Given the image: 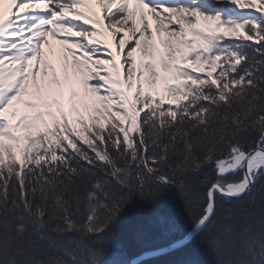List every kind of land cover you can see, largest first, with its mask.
<instances>
[{
	"label": "snow or ice",
	"instance_id": "obj_1",
	"mask_svg": "<svg viewBox=\"0 0 264 264\" xmlns=\"http://www.w3.org/2000/svg\"><path fill=\"white\" fill-rule=\"evenodd\" d=\"M261 180L264 0H0V264H99L165 186L264 264Z\"/></svg>",
	"mask_w": 264,
	"mask_h": 264
},
{
	"label": "trees",
	"instance_id": "obj_2",
	"mask_svg": "<svg viewBox=\"0 0 264 264\" xmlns=\"http://www.w3.org/2000/svg\"><path fill=\"white\" fill-rule=\"evenodd\" d=\"M208 173L214 176V167L209 168ZM261 186H264V180L256 185L257 189ZM247 199L246 195L230 203L238 205ZM195 217L196 213L185 204L174 186L162 188L155 199L134 193L110 230L113 238L105 247L99 264H128L133 256L182 238L195 225ZM243 223V220L239 221L240 225ZM249 223L254 225L258 237V211L256 220ZM209 231L205 229L186 244L165 254L144 259L138 264H217V256L207 242ZM244 244L245 240L239 239L226 258L245 259Z\"/></svg>",
	"mask_w": 264,
	"mask_h": 264
},
{
	"label": "water",
	"instance_id": "obj_3",
	"mask_svg": "<svg viewBox=\"0 0 264 264\" xmlns=\"http://www.w3.org/2000/svg\"><path fill=\"white\" fill-rule=\"evenodd\" d=\"M247 195V194H246ZM244 197V196H243ZM194 228V227H193ZM193 228L191 230V232L187 235H185L184 237L177 239L163 247H160L158 249H156L155 251H144L142 253H140L137 256L132 257V259H130L129 264H136L137 261L141 260V259H145L148 257H152V256H156L157 253H165L168 251H171L173 249H176L184 244H186L187 242H189L195 235H197L199 232H194Z\"/></svg>",
	"mask_w": 264,
	"mask_h": 264
},
{
	"label": "bare ground",
	"instance_id": "obj_4",
	"mask_svg": "<svg viewBox=\"0 0 264 264\" xmlns=\"http://www.w3.org/2000/svg\"><path fill=\"white\" fill-rule=\"evenodd\" d=\"M95 8H96V10H97V12L98 13H100V16H101V19H103V17H104V13H103V11L101 10V8H100V6L97 4V5H95ZM150 21H151V17L149 16V18H148ZM107 21H105V23H106ZM152 23H154V21H152ZM109 42H111L112 43V46L113 47H115V42H112L111 41V39H110V37H109ZM52 45H53V49H52V51L49 53V55H50V57L55 61L58 57H59V55H60V46L57 44V42L55 41V40H52ZM69 59H71L70 57H69ZM246 196V195H245ZM194 227V226H193ZM192 227V228H193ZM192 228L188 231V233L187 234H189L190 232H191V230H192ZM186 234V235H187ZM196 236V235H195ZM194 236V237H195ZM193 237V238H194ZM192 238V239H193ZM180 239V238H179ZM165 246V245H164ZM161 247H163V246H161ZM160 248V247H159ZM156 249H158V248H155V249H151L152 251H155ZM151 250H148V251H151ZM174 250V249H173ZM172 251V250H171ZM168 252H170V251H168ZM165 253H167V252H165ZM165 253H157V255L156 256H158V255H162V254H165ZM139 255V254H138ZM137 256V255H136ZM134 257V256H133ZM153 257V256H152ZM148 258H150V257H148ZM130 259H132V258H130ZM130 259H129V261H130ZM145 259H147V258H145ZM142 260H144V259H141V260H139V261H137L136 262V264H138L140 261H142ZM128 264H129V262H128Z\"/></svg>",
	"mask_w": 264,
	"mask_h": 264
}]
</instances>
